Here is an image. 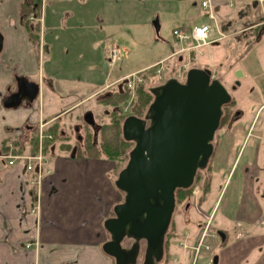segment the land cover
<instances>
[{
	"label": "rangeland",
	"instance_id": "1",
	"mask_svg": "<svg viewBox=\"0 0 264 264\" xmlns=\"http://www.w3.org/2000/svg\"><path fill=\"white\" fill-rule=\"evenodd\" d=\"M102 6H104L102 8V18H105L108 22L106 27L102 25V44L99 41L101 39L100 31L97 29H78L72 32L78 33V35L69 37L61 29L60 34L57 36L58 40L51 43L49 25L44 23L41 27L39 31L40 41L43 43V40H45L48 48L41 59L42 63H44L41 71L44 80L51 76L54 82L52 86L43 83L40 87L41 92L35 103L28 107L30 112L36 116L38 122L36 125H31L33 128L30 127L29 131L23 129L21 132L22 138L29 139V145H31L32 137L36 136L37 138L38 136L40 124L38 119L44 120L42 119L43 115L47 116L50 112L62 111L66 107L74 105L60 114L61 116L57 121L55 129L56 133H52L54 146L58 149L62 142H66L69 144L68 148H62L64 150H58L59 152L68 157L73 156V154L80 155L75 153L74 150L81 146L83 141H86L88 137V140H90L92 135V126L88 125L84 120V116L88 112L93 114L95 124L97 125L96 131H98V134L96 137L98 140L97 144L100 146L103 131L105 130L103 127L110 122L111 109L122 107L121 103H117L114 106L110 104L105 105L104 100L119 88H130L131 95H133L134 87L141 80V77L136 74L129 75L125 78V82L122 81L117 84H113V80L117 76L144 67L153 59H158L170 51H175L177 44L180 42L176 41L172 35L174 28H182L189 31L194 25L204 22L210 24L212 30L215 31L216 26L214 20L206 18V11H203L199 5L194 7L189 0H106L102 3ZM68 7L75 11L82 8L81 5H72L67 2L55 3L54 6L48 1L43 2V20L45 12V18H48L50 11L63 12L67 11ZM232 7L229 8V11L235 17L231 22L234 24L233 27L238 29V32H235L233 35L229 34L230 36L227 35L226 38L217 44L201 47L198 51L194 50L189 54L188 52L183 53L185 51H181L183 54L181 60L178 62L176 60L178 65L174 62V58L161 62L164 71L160 74V77L155 72V76L147 83V88L150 90L152 87L162 84L166 79L175 77L177 73L183 75L180 78L183 81L186 71L196 67L210 70L212 77L219 79L231 94L233 103L230 119L216 130L213 139V144L216 143V150L213 151L208 162L211 166L212 174L209 194L213 195L214 198L221 191L227 167L231 164L233 157L239 151V156H242L241 163L234 171L232 178L230 176L222 190L224 199H222L219 205V216L214 219L210 230L211 233L215 234V237H208L206 240L210 245V250L207 252L211 253V256L220 254L221 249L223 250V254H226V248L229 247L234 239V234L231 232V227L233 226L232 217H225L223 210L227 206V211L233 212L234 206L238 204L241 164L247 156L253 155L255 150H257L258 154H262L261 148L264 146V142L258 138V136L260 137V135L264 134V33L257 39L259 31L263 27L258 24L264 21V13L260 6L254 4L252 1L248 2L246 6L237 1L233 3ZM91 11L96 12V15L99 13L97 6H93ZM62 20H59L61 27L63 26ZM91 24L100 26L97 19L94 22L91 21ZM253 25L255 26L253 27ZM250 26L252 28H249ZM245 27L249 29L242 31L241 29ZM182 44L186 45L188 42H183ZM112 51H117L118 53L114 62H111ZM63 65H68L69 67H61ZM158 67H160L159 63L157 64ZM238 71L242 72L240 78L236 77ZM52 72L55 74H52ZM72 74L75 75L72 76L75 79L71 78ZM64 75H67L70 80L58 79ZM88 79L96 80L88 83L85 82ZM237 81L239 84L235 86L236 88H233L234 83ZM100 86L102 88L106 87V89H103L99 95L89 96L92 91L97 88L99 89ZM131 95L124 103L123 108L131 101ZM260 106L261 108L258 110ZM130 112L131 105L127 113ZM49 126L46 125L45 130L48 131ZM249 127H251L250 133L244 139ZM14 140L18 141V139ZM14 140L7 141L6 146H9L8 144L11 143L10 147L15 150L14 152L31 155L30 153H26L29 151L26 148L22 149L23 151L25 150L24 152L19 151V146L21 145L14 144ZM42 158L45 164H48L49 155H44L43 153ZM110 163V165L102 163L106 171L103 168L101 169L104 171L110 184L105 192V196L102 197L104 208L101 216L102 221H99L102 235L100 247L110 237L103 227V221L112 216L114 205L123 200V193L118 191L114 185V181L126 163L115 173L112 171L115 162L111 161ZM24 164L26 165V162ZM110 166L113 167L110 168ZM45 167L43 166L41 171L42 177L45 174ZM29 171L34 172L33 169ZM203 172L206 177V170ZM34 180L35 178L33 177L31 184L34 187V196H36L38 186L34 184ZM204 184L205 178L197 183L195 189L199 191L198 206L207 212L208 206L206 205L209 200H203V196L208 194V191H203ZM263 184L264 181H262L261 185ZM63 188L62 192H59V197L57 196V198L53 199L51 206H63L60 217L62 220L70 218L71 224L66 225L61 220L60 223L68 228H72L73 226L76 228L78 225L76 219L78 217L75 213L76 209L72 206H79L77 204L79 197L75 195L72 187ZM102 192L104 193V190ZM187 201L190 202L191 206L188 211H185L183 208ZM193 203L194 199L175 203V210L165 237L166 241L167 234L173 232V238H171L169 246L170 253L167 255L166 251L168 248L165 245L162 259L153 264L167 263L168 261L164 260V258L171 260L172 254H179L178 243L181 241V236L183 238L187 235L189 238V234H181L183 231L193 228L195 223L201 219L194 210ZM64 206H68L69 209L65 211ZM219 232L226 235L224 242H222ZM132 245L133 242L130 244V241H125L124 246L126 248ZM139 246L140 253L136 264H142L143 262L144 242L140 241ZM104 256L107 257L106 264H115L114 260L109 256L105 254ZM224 256L227 260L226 262L231 263L229 256ZM240 264H252V260L249 258Z\"/></svg>",
	"mask_w": 264,
	"mask_h": 264
},
{
	"label": "crops",
	"instance_id": "2",
	"mask_svg": "<svg viewBox=\"0 0 264 264\" xmlns=\"http://www.w3.org/2000/svg\"><path fill=\"white\" fill-rule=\"evenodd\" d=\"M23 1L0 0V32L3 35V46L0 52V151L7 145V141L18 139L22 149L29 150L26 153L35 154L36 143L34 152H32L29 139L21 137L25 125L33 128L31 125L38 123L36 116L28 109L31 104L20 103L17 107L12 108L4 106L7 93L14 88L17 77L22 76L29 81L39 82L40 87L43 83L52 86L54 82L51 76L44 80L41 71L44 67L41 59L48 49L45 40L41 43L39 37V48L35 50L32 39L21 22L19 8ZM45 1L52 3L53 6L55 3L67 2L82 7L78 11L69 7L67 11L63 12L50 11L48 18H45V12L44 20L43 11L41 12L39 18L40 29L44 23L49 25L51 43L58 40L57 36L60 34L61 29L69 37L78 35V33H72L75 30L90 28L100 31L101 39L99 41L102 44V25L105 27L108 25L107 20L102 18V8H104L102 3L106 0H41L42 5ZM189 1L192 2L194 7L199 5L203 11H206L201 7L199 0ZM252 2L257 4L255 1ZM243 5L246 6L247 3H243ZM93 6L98 7V15H96V12L91 11ZM230 7L228 3L214 4L216 26L215 31L212 30L213 38H216L219 32L226 36L238 32V29L234 28V24L231 22L235 16L229 11ZM60 19H63L62 27ZM95 19L98 20L100 26L91 24V21L94 22ZM202 24L208 23L203 22ZM232 28L234 29L232 30ZM249 28H252V26ZM249 28L245 27L241 30L247 31ZM187 32L189 33L190 30H187ZM184 42H188V44L185 45L180 42L177 44L175 51H170L158 59H153L144 67L117 76L113 80V84L125 82V78L129 75L136 74L138 76V72L142 69L144 70L160 62L172 58H174L175 63L176 60L177 62L180 61L183 55L181 49L193 45L191 37H188ZM183 53H186V51ZM176 64L178 65V63ZM61 67L69 66L63 65ZM52 74L55 73L52 72ZM72 76L75 75H71V78L75 79ZM68 78L67 75H64L58 79L68 81L70 80ZM93 80L96 79H88L85 82H93ZM103 89H106V87L102 88L100 86L99 89L92 91L89 96L99 95ZM36 99L32 104L35 103ZM72 106L74 105L66 107L62 111L50 112L47 116L43 115L42 119L44 120L42 121H45L49 126L51 123L57 122L61 116L60 114ZM260 108L261 106L258 110ZM250 128L244 139L249 135ZM53 142L54 140L48 142L49 149L46 152L43 150L44 155L48 154L50 158L48 164H44V167L46 165L45 174L40 184L41 221L38 233V250H35L33 246H26L37 237L35 215L32 212L35 203L34 187L31 184L32 178H36L35 171L27 170L24 162L20 160L12 166H8L5 161L0 160V264H106L107 257L104 256L100 247L102 235L99 221H102L101 216L104 208L102 197L105 196L110 182L108 183L106 175L101 169L103 168L106 171L102 163L109 164L111 161L84 158L81 153H79L80 155L74 154L68 157L58 151L64 150L62 146L59 145L57 149ZM261 149L262 154H258L255 150L254 154L247 156L240 166L241 182L237 206H234L233 212L227 211V206L224 207V216L228 218L231 216L233 220L231 232L234 234V239L226 248V252L224 251L226 254H223L221 249L220 254L215 255L218 259L217 264H240L249 258L252 260V264H264V227L257 224L258 219L264 216V184L261 185L264 181V146ZM239 154L240 151L233 157L231 164L227 167L221 191L218 192L217 196L214 198L209 192V195L203 196L204 201L209 200L206 206H208L207 212L213 213L212 225L214 219L219 216V205L224 199L222 190L241 163L242 155L239 156ZM112 167L110 166V168ZM211 183L212 181H210V187ZM63 187H72L75 195L79 197H77L79 206H72L76 209L75 213L78 217L76 228L74 226L68 228L62 224H71L70 218L62 220L60 217L63 206H51L53 199L59 197V192H62ZM64 208L65 211L69 209L68 206H64ZM60 220L62 223H60ZM200 223L201 219L195 223L193 228L183 231L181 235L189 234L188 240L194 241L199 234ZM238 224L242 226V237H237L240 230ZM214 235L212 233L210 238H214ZM224 236L222 242L226 239V235ZM211 255L209 252L204 253L205 258ZM224 255L229 256L231 263L226 262Z\"/></svg>",
	"mask_w": 264,
	"mask_h": 264
},
{
	"label": "water",
	"instance_id": "3",
	"mask_svg": "<svg viewBox=\"0 0 264 264\" xmlns=\"http://www.w3.org/2000/svg\"><path fill=\"white\" fill-rule=\"evenodd\" d=\"M2 46L0 32V52ZM241 76L238 71L236 77ZM16 83L17 91L4 100L7 108L17 107L24 99L30 103L39 95V82L20 76ZM150 92L153 99L144 116L130 114L121 125L123 138L134 145L114 181L124 196L114 205V216L103 221L110 237L101 245L115 264H135L140 241L145 244L142 264L161 258L175 209V191L191 187L197 171L207 166L222 107L231 101L226 86L210 70L196 67L186 71L183 81L171 77ZM84 120L95 124L91 112ZM219 236L223 241L224 234L219 232ZM125 238L134 240L131 247L122 246ZM217 261L215 256L214 264Z\"/></svg>",
	"mask_w": 264,
	"mask_h": 264
},
{
	"label": "trees",
	"instance_id": "4",
	"mask_svg": "<svg viewBox=\"0 0 264 264\" xmlns=\"http://www.w3.org/2000/svg\"><path fill=\"white\" fill-rule=\"evenodd\" d=\"M20 12V18L22 24L25 26L26 30L29 33V36L32 39V42L34 44L35 50H38L39 48V31H40V22L39 18L41 17L42 12V2L41 0H24L20 4L19 8ZM157 64L154 66H151L149 68H146L140 72H138V76L141 77V80L137 82V84L134 87L133 95H131L130 88H122L115 90V95H112L104 100V104H110V105H116L117 102L121 103V108L118 109H111L110 111V122L109 124L104 125V132L102 140L100 143V146L97 148L95 153L84 155V158H94V159H103L115 162V166L112 168L113 172H118L124 164L128 160V153L133 147V142L126 141L122 136L121 131V125L126 117V115L123 113V105L124 103L131 98V114L142 117L149 104L151 103L153 99V95L150 92V90L147 88L148 81L155 76ZM232 99L228 104H225L222 109L224 110L222 117L220 119V125H223L224 123L229 121L230 115H231V109H232ZM57 122H53L50 124L48 130L52 133L55 132ZM56 133V132H55ZM54 133V134H55ZM36 143V136L32 137L31 140V150L34 152V145ZM14 144L19 145L18 141L14 140ZM68 144L62 143L61 146L64 149H67ZM216 146V143H214V148ZM6 148V145L5 147ZM3 148V149H4ZM20 150L22 152L21 146H19ZM49 149L48 142L44 145V151L46 152ZM207 172V176L203 174L205 171ZM211 166L208 164L203 170H198L194 182L191 187L188 189H176L175 191V201L177 203H182L185 200L193 199V190L195 189L197 183L200 180H203L205 178V184L203 186V191L209 192L210 188V181H211ZM199 196V195H198ZM173 238V232L167 234V238L165 241V245L167 249V255H169V246H170V240ZM167 261L170 264V259ZM164 263V264H168Z\"/></svg>",
	"mask_w": 264,
	"mask_h": 264
},
{
	"label": "built area",
	"instance_id": "5",
	"mask_svg": "<svg viewBox=\"0 0 264 264\" xmlns=\"http://www.w3.org/2000/svg\"><path fill=\"white\" fill-rule=\"evenodd\" d=\"M202 8L206 10L207 18L209 20H214L215 13L213 10L214 4L216 3H228L229 6H233L234 2L248 3L250 1H255L260 6L262 12L264 13V0H199ZM260 26H264V21L258 24ZM172 35L178 42H184L191 37L193 40V45L191 47L182 48L181 51L191 52L198 51L199 48L210 45L214 42L220 41L226 37L223 33L219 32V35L216 38L212 37V29L210 24H200L194 26L190 32L188 33L186 30L182 28H174L172 30ZM111 62H114L117 51L111 52ZM163 67L160 64V67L157 68L156 73L160 77V74L163 72ZM181 73H177L176 77L180 78ZM130 107V101L124 106L123 112L127 113ZM38 128V136L36 139V153L31 155L20 154L14 152L15 150L11 148V143H9L5 149L0 151V160L6 162L8 166L14 165L17 161L26 162L25 168L27 170H34L36 173V178L34 180V184L38 186V192L35 196V203L32 207V212L35 215V223H36V233L37 237L28 243L26 246H33L35 250L39 248V226L41 221V206H40V183H41V171L45 164V161L42 158L43 149L45 142L51 141L53 139V134L50 131L45 130L46 123L42 120L39 121ZM264 142V134L259 137ZM194 209L197 214L201 217L200 231L197 238L194 241H189L188 236L186 235L179 243V254H172L171 263L172 264H213L212 256L208 258L204 257V253L210 250V245L207 243V238L212 235L210 232V227L212 224L213 213L203 211L197 205V194L198 191L194 190ZM257 224L264 227V216L259 218ZM240 228L237 233V237L243 236L242 226L238 224ZM204 252V253H203Z\"/></svg>",
	"mask_w": 264,
	"mask_h": 264
},
{
	"label": "flooded vegetation",
	"instance_id": "6",
	"mask_svg": "<svg viewBox=\"0 0 264 264\" xmlns=\"http://www.w3.org/2000/svg\"><path fill=\"white\" fill-rule=\"evenodd\" d=\"M259 31V30H258ZM257 31V32H258ZM257 35V34H256ZM118 89V88H117ZM120 89V88H119ZM17 91V83L15 82V86H14V88L12 89V90H10L8 93H7V96H6V98L7 97H9L11 94H13V93H15ZM117 91V90H116ZM115 93V91H113L112 92V94H111V96L112 95H115L114 94ZM5 98V99H6ZM34 101H32V102H27L26 103V101H25V99L24 100H22V102L21 103H26V104H32ZM118 103V102H117ZM223 112H224V110H223ZM223 114V113H222ZM230 119V118H229ZM88 124V123H87ZM89 125V124H88ZM92 126V135H91V139L90 140H88V138H87V140L86 141H83V144H81V146H79V147H77L75 150H74V152L75 153H81V154H84V155H88V154H90V153H94L96 150H97V148L99 147L98 146V140H97V137H96V135L98 134V131H96V129H97V125L96 124H94V125H91ZM30 128V126H27V125H25V127H24V129H25V131H29L28 129ZM62 143H65V144H68V143H66V142H62ZM69 145V144H68ZM67 145V146H68ZM134 145V144H133ZM74 155V154H73ZM127 163V162H126ZM126 165V164H125ZM118 191H120V190H118ZM121 192V191H120ZM123 193V192H122ZM123 196H124V193H123ZM190 206H191V204H190V202L189 201H187L186 203H185V205H184V210L186 211H188L189 210V208H190ZM175 210V209H174ZM174 213V212H173ZM112 216H114V214H112ZM111 216V217H112ZM173 216V215H172ZM107 232V231H106ZM108 233V232H107ZM109 235V234H108ZM166 237V236H165ZM130 241V244L133 242L134 243V240H132V239H128V238H125V239H123V241L121 242V244H122V246L123 247H125L124 245H125V241ZM126 248V247H125ZM127 248H128V246H127ZM164 249H165V241H164V246H163V253H162V256H161V258L160 259H162V257H163V254H164ZM139 253H140V248H139V252H138V255H137V259L139 258ZM143 253V252H142ZM110 257V256H109ZM111 259H113L112 257H110ZM160 259H157V260H155L154 262H156V261H159ZM167 260V258H164V260ZM114 260V259H113ZM143 261H144V255H143ZM136 262H137V260H136ZM153 262V263H154ZM143 263V262H142ZM152 263V264H153ZM136 264V263H135Z\"/></svg>",
	"mask_w": 264,
	"mask_h": 264
}]
</instances>
